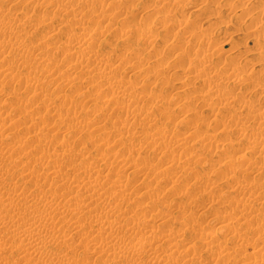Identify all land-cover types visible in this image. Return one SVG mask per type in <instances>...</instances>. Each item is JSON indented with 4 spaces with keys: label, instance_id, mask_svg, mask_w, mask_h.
<instances>
[{
    "label": "bare ground",
    "instance_id": "bare-ground-1",
    "mask_svg": "<svg viewBox=\"0 0 264 264\" xmlns=\"http://www.w3.org/2000/svg\"><path fill=\"white\" fill-rule=\"evenodd\" d=\"M69 1L71 0H12L11 7L23 3V6L14 12L3 8L0 4V264H85L83 261L88 257L85 258L84 254L83 258L85 259L79 255L76 256V251L79 249L80 252L85 253L84 246L86 245L85 248L88 245L91 247L92 244L93 252L97 251L101 255L100 257H110L108 259L113 261L112 264H118L121 258L126 259L128 252L131 251L126 252L120 248L123 244L121 243L119 246L118 243L124 234L120 233L121 237L116 236L117 234L114 235L115 231L127 232L129 235L128 231L139 230L141 236L146 235L148 227L143 226V223H145L144 220H147L144 218L142 221V218L151 215L146 213L149 209L147 207L149 201H147V206L146 204L143 206V197H141L143 203L141 209L136 208L139 205L138 200L135 202L138 204L136 207L134 206L135 209H130L133 215H127V211L124 212V208H121L124 199L126 201L127 198L132 197L130 196L132 190L130 191L127 186L128 181H121V183L115 176L120 175L121 168L128 167L132 168L134 174H142V178L136 180L139 182L135 184V187H140L138 191L145 199L151 198L155 194V188L151 186L152 183L161 187L162 184L165 185L164 187L169 184L170 187L167 186L169 189L167 188L165 191L168 190L171 195H176L180 187L178 185L181 183L186 186L188 182L189 185H194L207 196L205 199L202 196L201 202L199 200L197 202L198 196H193L196 199L192 197L187 208L188 211L185 209L188 212L185 211L187 215L185 214V216L182 212L188 223L182 222L181 218L179 219L180 223L176 222L177 224H175L173 220L170 223L166 220L168 217L165 218L167 215L165 211L166 215L163 217L157 215L156 211L154 213L156 216L153 217L154 221L162 223L165 218L166 223H162L164 224L162 226L169 227L170 225V228L165 229L164 234L161 233L162 236L153 234L150 237L149 233L143 238L137 237L138 245L129 247L130 250H132L131 247L133 248L131 253L137 255L144 251L145 255L149 249H157L158 246H153L154 243L158 242L162 248V243H166V241L171 243L180 235L178 240L173 241L172 244L168 243L170 244L168 251L171 254L179 253L185 264H195V258L200 256L199 253L202 251L200 248L198 249L200 251H196L198 247L207 252L215 251L213 256H209L205 252L208 258L201 264H263L264 178L262 177L263 179L257 182L255 177L264 175V110H260L261 106H257L259 109L254 108L256 103L253 101H251L253 105L247 102L250 94L246 100L241 99L242 94L252 91L249 90V87V91L242 92L241 96L238 95L239 93L231 95L228 93L229 90L224 89L225 92L222 89L223 86L220 88L222 81L226 82L220 75L224 74L225 77L227 75L221 70L218 71V68L214 69L216 63L213 62L214 64L210 65L216 52L223 48L218 45L214 46V44L210 46L214 38L212 35L210 37V34L206 35V32L213 24H208L210 25L209 29L203 30V27L199 26L201 29L192 32L193 25L190 28L187 21L183 19L174 18L171 21L165 13L166 15L159 16L154 24L149 25L156 18L153 16L154 18L149 21V17L157 14L158 7H163L165 11L169 9V14H172L177 4L175 0H170L171 2L158 0V6L154 5V9L151 8L153 11L146 14L150 15L149 17L145 16V18L148 17L146 23V20L132 22L129 21L130 19L128 20V16H122L123 8L127 6H122V0H115V2L77 0L82 6L77 14L67 18V22L55 28L52 27L53 29L47 31L48 34L45 32L36 37L37 39H32L38 30L51 24L54 20L52 15L47 16L48 18L37 16L40 5L42 3L47 7L55 5L56 9L68 12L73 9L71 5L67 4ZM202 1L205 2V0ZM202 1L201 4H203ZM136 2L138 3V0ZM148 2L154 4L151 0ZM129 6L131 9V4ZM155 6H157L156 9ZM241 6L239 7L242 8ZM108 7L117 9V13H113V10L107 9ZM145 7L141 9L145 10ZM198 7L196 10L201 8ZM161 8L160 10L164 13V9ZM106 9L111 13L108 14ZM258 10L257 12H259ZM106 11L107 13H105ZM257 12L254 14L257 20L264 17V8H261L259 13ZM209 14L211 13L209 12ZM173 15L175 16V13ZM213 15H216V12ZM252 18L251 23L254 22ZM85 19L87 20L85 21ZM195 20L190 22L194 24ZM262 22L264 21L261 20ZM199 23L198 25H200ZM255 23L252 24L255 26ZM101 24L104 25L100 26ZM157 24L161 25L165 32L162 36L158 33V29L157 32L153 29ZM169 26L170 30H168ZM215 26L220 27L221 25L216 23ZM194 27L198 28L197 24ZM193 29L195 30V28ZM172 31L173 34L171 33L172 36H170L172 41L170 40L171 44L169 45L166 41H169L168 35ZM220 31L217 34H220ZM62 32L65 33L64 38L61 36ZM185 32H190L187 40L184 37ZM214 32L216 31L212 33L214 34ZM96 33L99 35L96 36ZM106 35L115 37L114 40L117 41L114 43L115 45H119L118 42H120L127 48L124 50L121 48L123 51L120 52V48L114 46L107 52L108 56H103L101 53L99 56L95 48H98V44L100 45L99 42L102 40L100 38ZM54 37H57L55 39L57 41H52ZM159 40L165 41L169 45H165L167 46L166 50L156 49ZM191 40L197 42V44L195 42L196 47H191L190 43H193V41L190 42ZM33 41L35 43H32ZM219 44L221 45V42ZM131 45L133 46L130 47ZM157 45L159 46V44ZM208 45L209 47L214 46V48H207ZM258 47L256 46L257 50ZM152 50L154 52H151ZM150 52L151 55H149ZM231 52L235 53V51ZM263 52L260 50V55ZM170 53L172 61L165 62L167 54ZM153 56H155L154 59ZM261 57L263 58V55ZM232 61H234V57ZM258 61L264 63L261 59ZM257 63L259 64V62ZM251 65L249 71L246 70V72L244 71L247 69L246 66L238 70L234 68L235 66L229 65L231 71L229 70L228 75L230 76L224 78L230 77L234 81L231 83L238 85L241 90L242 86L252 84L250 85L251 89L256 92L261 89L260 94L264 95V83H262L263 88L259 87V83L263 81L259 83L255 81L262 71L259 74L254 73ZM120 66L131 67L130 75L137 78V80L134 79L136 82L128 79L124 84H120V79L116 75V67ZM237 66L239 67V64ZM177 67L184 69L182 76L175 77L179 80L178 82L176 80L177 85L183 84L176 88V92L174 91L176 98L179 97L173 101L174 105L178 104L176 106V109H179L178 115L175 113L176 110L172 112L167 110L170 107L169 104H167L169 105L167 109L164 108L166 107L165 102L169 99L166 101L164 95L152 92V90L146 92L148 88L143 89V85L139 82L143 81L142 83L146 84L148 80H151L150 84L153 83L154 87L158 85L164 90L163 88L168 86L165 83L169 81L165 79L164 82V77L170 75L167 73ZM66 71H72L71 73L74 75L71 76ZM253 73L254 76L257 74L256 79L253 76L255 80H251ZM190 78L194 81L197 80L198 84L191 86V83L187 84L186 81ZM84 83L86 84L84 85ZM6 85H9L7 92ZM186 89L190 90L189 95L192 92V96H188L189 98L182 97L186 93ZM164 91L166 92V90ZM23 93H27L29 98L24 99L21 95ZM2 95L3 97H1ZM169 95L167 96L169 97ZM174 97L172 98L174 99ZM196 103L201 104L202 109L203 106L208 110L209 108H218H215L217 111L212 109V111H216L212 114L214 123L209 121L211 124H208L206 120L207 123L203 122L202 115L196 110L197 108L192 107V104ZM171 106H173L172 103ZM86 110H89V113H86ZM119 112L124 113V116L118 114ZM160 113L164 116L163 121L166 120L169 124L171 122L173 126H169L166 121L163 123L164 126H158L156 120ZM48 114L53 118L51 122L53 125L64 128L63 134L55 142H52L51 135L43 132V128L48 124L44 117ZM112 114L113 117H111ZM89 124L92 126L87 131ZM31 128L32 130H30ZM24 129L26 130L24 131L25 135H20L19 131ZM28 140L29 142H27ZM203 168L207 169L205 171L207 173H201ZM247 173H254V176L243 178V175ZM112 174H116L114 178L111 177ZM259 177L258 179H260ZM185 186L184 188H186ZM198 189L196 190L198 191ZM161 190L163 191V187ZM189 191L187 192L189 193ZM159 192L156 193L162 194ZM194 193L197 194L196 191ZM152 199L155 201V198ZM186 199L188 198L186 197ZM127 201L129 200L127 199ZM161 204L163 203L161 202ZM214 204H218V206L214 208ZM155 206L156 204L153 205V207ZM179 207L178 209H180ZM210 207L213 209V213L209 212L210 215L216 217L211 222L212 226L215 225L213 230L201 225L205 223L202 218H207L205 211ZM137 211L145 216L142 217ZM158 213L162 214L163 212L158 211ZM134 214L140 215L141 220L137 219L135 217L137 215ZM172 215L169 217L171 218ZM183 216L181 215V217ZM175 217L173 218L175 219ZM199 219L203 222L200 221V223ZM149 220L151 222L152 219ZM138 224H143L142 226L145 228H138ZM152 224L154 225V223ZM155 225L152 230H155ZM157 228L159 229V227ZM163 229L161 228V231ZM183 230L189 232V240L186 242L194 241V243L186 244L184 240L187 237L183 238L185 233ZM90 233H93L94 237L89 238ZM128 235L125 234V236ZM229 243L232 245L229 246ZM125 244L128 245L127 242ZM155 252L157 254V251ZM153 253L150 254V259ZM157 255L155 256L157 257ZM75 256L76 258H74ZM186 256L190 257L186 258ZM107 257H105V261L108 260ZM165 258L167 259L168 256L166 255L163 259ZM128 259L127 261H129ZM155 260L157 264L160 263L158 257ZM110 261H108L109 264ZM146 261L148 260L146 259ZM166 263L175 264L176 262L166 261Z\"/></svg>",
    "mask_w": 264,
    "mask_h": 264
},
{
    "label": "rangeland",
    "instance_id": "rangeland-1",
    "mask_svg": "<svg viewBox=\"0 0 264 264\" xmlns=\"http://www.w3.org/2000/svg\"><path fill=\"white\" fill-rule=\"evenodd\" d=\"M11 1L12 0H2L1 2H2V7L3 8H8V10H10L11 12H14L15 10H17V9H19V8H21L22 6H23V3H19L17 6H14V7H11L10 6V4H11ZM110 2L111 1H113V2H115V0H109ZM117 1V0H116ZM119 1V0H118ZM127 1V2H126ZM137 0H134V1H130V0H122V6L123 5H127L126 6V8L131 4V6L132 7H135V8H133L132 9V7H131V9H130V6L128 7V10L126 9V8H123L124 9V11H123V13H122V16H128V20L129 21H134V20H136V21H134V22H139V21H137V20H140V22L141 21H143L144 22V20H146V18H148L150 15H146V14H148V12L149 11H153L152 9H154V5H157L158 6V0L156 1V0H151V1H153L154 2V4H150V2H148V1H150V0H138V3L136 2ZM141 1V2H140ZM170 1V0H169ZM175 1H177V4H176V7H175V10H177V11H172L171 13L172 14H169V12H168V10L169 9H167L166 11H165V9L162 7H158L159 9L157 10L156 8H157V6H155V9H156V12H157V14L155 13V14H153L151 17H149L150 19H149V21H151V18L153 19L154 17H156L154 20H153V23H152V21L149 23V25H151V24H154V21H156L157 20V18L159 17V16H162L163 14L164 15H166L167 14V16L171 19V21L172 20H174V18H177V19H179V20H181V19H183V20H185V21H187V23L189 24L188 26L191 28V26L193 27V28H195V30L193 29V28H191L192 29V32L194 31V32H196V29H197V31L199 30V29H201L202 27H203V30H206L205 28H207V29H209L208 28V26L210 27V25L211 24H213V25H211V27L213 28H215L216 26V23H217V25H221L220 27L219 26H217L215 29L213 28H211L210 27V29L211 30H213V31H216V32H214V34L212 33L213 31H211L210 29V31L209 30H207V34L206 35H209L210 37H211V35H212V37L215 39H212L213 40V42H211L209 45L210 46H212L213 44H214V46L215 45H218V46H220V48H221V46L223 47V48H221V49H219V51H217L216 52V55H214L213 56V59H212V61H211V63H210V65L212 64H214V63H216L215 64V66H214V69L215 70H217V68H218V71H220L221 70V72L222 73H225L226 75H227V77L228 76H230V75H228V72H229V70L231 71V69H230V66H235V64L237 63V65L239 64V67L236 65L234 68H237L238 70H239V68H243L244 66H246L245 68H247V69H244V71L246 72V70H248L249 71V66L253 63V64H255L256 63V65H251V67L253 68V70H254V73L255 72H257V74H259L261 71V75L259 74L257 77H258V79H256V75L254 76V73L252 74V76H251V80H255V81H258V83L259 82H261V81H263V82H261V83H259L260 85H259V87L261 86V88H263V86H264V84H263V86H262V83H264V78H262V77H264V63H262V62H260V61H258V60H260L261 59V61L263 60V62H264V52L260 55V50H261V52L262 51H264V22H262L261 23V20L262 21H264V17H260L258 20L255 18V13L257 12V10L260 12V9L262 8H264L263 6H264V0H234V1H236V2H234L233 0H220V2H219V0H205V2H203L202 0H175ZM202 1V3L204 4V6H203V4H201L200 2ZM206 1H208V2H206ZM218 1V2H217ZM247 2V4H246V2ZM148 2V3H147ZM152 2V3H153ZM156 2V3H155ZM171 2V1H170ZM178 2H179V4H178ZM212 2H215V3H212ZM244 2V4H242V3ZM254 2H256V3H254ZM258 2V3H257ZM125 3H127V4H125ZM134 3H135V5H134ZM147 3V4H146ZM209 3V4H208ZM262 5H261V4ZM4 4V5H3ZM67 4H69V5H71L72 7H73V9L72 10H70V11H68V12H65L63 9H56L55 8V5H52V6H50V7H47L46 5H44V3H42V5H40V7L38 8V10H37V13H38V15L37 16H39V18H48L47 16H54L53 18H54V20L52 21V23L51 24H49V25H45L43 28H41L40 30H38L37 32H36V34H34V36H32V37H34V38H32V39H37L36 37H39V35H41V34H44L45 32L47 33V31H49V30H51V29H53V28H55V27H57V26H59L60 24H62V23H64V22H67V18H69V17H71V16H73V15H75V14H77V11L80 9V8H82V6H81V3H78V1L77 0H71V1H69ZM129 4V5H128ZM198 4V5H197ZM199 4H201V5H199ZM215 4V5H214ZM217 4H218V6H217ZM247 6H246V5ZM251 4H253L254 6H256L257 8H255L254 6H252ZM260 6H262V7H260ZM134 5V6H133ZM142 5V6H141ZM145 5H146V7H145ZM148 5H150V6H148ZM213 5V6H212ZM242 5V6H241ZM258 5V6H257ZM124 6V7H125ZM139 6V7H138ZM201 7L200 9H198V10H196V7ZM207 6V7H206ZM239 6H241L242 8H240ZM244 6V7H243ZM250 6H251V8H250ZM75 7V8H74ZM143 7H145L146 9L145 10H147V11H145L144 9H141V8H143ZM198 7V8H199ZM205 7V8H204ZM240 9H239V8ZM247 9H246V8ZM255 9H254V8ZM150 8V9H149ZM152 8V9H151ZM160 8L161 9H164V13H163V11L162 10H160ZM244 8V9H243ZM250 8V9H249ZM107 9H110L113 13L115 12V13H117V9H112V8H107ZM106 9V10H107ZM130 9V10H129ZM211 9V10H210ZM213 9H217V10H213ZM252 9H254V10H252ZM117 10V11H116ZM126 10V11H125ZM140 10H141V12H140ZM195 10V11H194ZM201 10H202V12H201ZM214 11V13H213V11ZM220 10V11H219ZM243 10V11H242ZM245 10V11H244ZM246 10H247V12H246ZM249 10V11H248ZM39 11V12H38ZM108 11V10H107ZM107 11L105 12V13H107ZM111 11H110V13H111ZM160 13H159V12ZM207 11V12H206ZM218 11V12H217ZM253 13H252V12ZM134 12V13H133ZM137 12V13H136ZM145 14H144V13ZM161 12H162V14H161ZM198 12V13H197ZM209 12L211 13V14H209ZM215 12H216V15H213V14H215ZM221 12V13H220ZM246 12V13H245ZM249 12H250V14H249ZM255 12V13H254ZM259 12H257V13H259ZM109 13V11H108V14H110ZM127 15H126V14ZM141 13H142V16H141ZM166 13V14H165ZM175 13V16L173 15ZM197 13V14H196ZM206 13H207V15H206ZM247 15H245V14ZM131 14V15H130ZM169 14V15H168ZM253 14V15H252ZM59 15V16H58ZM138 15V16H137ZM158 15V16H157ZM172 15H173V17H172ZM197 15V16H196ZM221 15V16H220ZM243 15V16H242ZM41 16V17H40ZM121 16V17H122ZM131 16V17H130ZM135 16H137V17H135ZM145 16H148V17H146L145 18ZM154 16V17H153ZM207 16V17H206ZM210 16H213V17H210ZM245 16V17H244ZM254 16V17H253ZM77 17H78V15H77ZM130 17V18H129ZM173 19H172V18ZM196 17V18H195ZM216 17V18H215ZM220 17V18H219ZM243 17V18H242ZM248 17H249V19H248ZM253 17V18H252ZM133 18V19H132ZM136 18V19H135ZM198 18V19H197ZM205 18V19H204ZM208 18H210V19H207ZM251 18H252V20H254V22L252 21V23L254 24L256 21H257V23H255V26L251 23ZM262 18V19H261ZM194 19H196L195 20V22H193L194 24H192L190 21H194ZM230 19V20H229ZM256 19V20H255ZM87 19H85V21H86ZM148 20V19H147ZM147 20L145 21V23L147 22ZM176 20V19H175ZM182 20V21H183ZM189 20V21H188ZM204 20V21H203ZM206 20V21H205ZM223 20H224V23H226L227 22V24H225L224 25V23H222L223 22ZM227 20V21H226ZM246 22H245V21ZM112 21H115V20H112ZM148 21V22H149ZM184 21V22H185ZM200 24V25H198V23ZM226 21V22H225ZM190 22V23H189ZM214 22V23H213ZM216 22V23H215ZM240 22V23H239ZM203 23V24H202ZM220 23H222V24H220ZM248 23V24H247ZM253 25H251V24ZM258 23H259V25H258ZM191 24V25H190ZM197 24V27L198 28H196V27H194L195 25ZM208 24H210V25H208ZM262 26H261V25ZM93 25H99V24H93ZM102 25H104V24H101L100 26H102ZM223 25H224V27H223ZM231 25V26H230ZM250 25V26H249ZM259 27H258V26ZM90 26H92V24H90ZM199 26H201V28L199 27ZM260 26H261V29H260ZM53 27V28H52ZM227 27V28H226ZM235 27H237V28H235ZM255 27V28H254ZM219 28V29H218ZM239 28V29H238ZM154 31L156 30V32H157V29H158V33H160L161 34V36L165 33V32H163V30H162V28H161V25L159 26V24H157L154 28ZM171 28H170V26L168 27V30H170ZM191 29H189V30H191ZM218 29V30H217ZM253 29V30H252ZM262 29H263V31H262ZM160 30V31H159ZM221 30V31H220ZM225 30V31H224ZM239 30V31H238ZM208 31H209V33H208ZM219 31H220V34H217V33H219ZM235 31V32H234ZM237 31V32H236ZM211 32V33H210ZM49 33V32H48ZM47 33V34H48ZM171 33L173 34V31L172 32H170V35H168V39H169V41H166L169 45L171 44V41H172V37H170V36H172L171 35ZM187 33L188 32H185L184 33V37H185V39L187 40V39H189L188 37H189V35H190V32L188 33V35H187ZM226 33V37L224 36V34ZM256 33H258V34H256ZM169 34V33H168ZM186 34V35H185ZM260 34V35H259ZM99 35V33H96V36H98ZM256 35H257V39H256ZM263 35V36H262ZM62 38H64V36H65V33H63L62 32ZM222 36V37H221ZM254 36H255V38H254ZM59 37V36H58ZM114 36H111V35H106V36H104V37H101L100 39H102L101 40V42H99L100 43V45L98 44L97 46H98V48H95V49H97V51H98V53H99V56H101V55H103V56H108V53L107 52H109V50H110V48L111 47H114V46H118V48H120V52H122L125 48H127V47H125L124 46V44L122 45V43H120V42H118V44L119 45H115L114 43H117V41L116 40H114L115 39V37L113 38ZM224 37H225V39H224ZM260 37V38H259ZM171 38V39H170ZM230 38V39H229ZM55 39H57V37L55 38L54 37V39H52V41L54 40V41H57V40H55ZM100 39H99V41H100ZM221 39V40H220ZM171 40V41H170ZM230 40V41H229ZM32 41V40H31ZM107 41V42H106ZM116 41V42H115ZM193 41V43H190V42H192ZM221 42V45L219 44L220 42ZM228 41V42H227ZM257 41H259V42H257ZM165 41H160L159 40V43H157V44H159V46L156 44V49H159L160 51H163V50H166V48H167V46H169L167 43H166ZM189 43H190V45H191V47H196V44H197V42H196V44H195V42H194V40H191ZM216 42V43H215ZM258 44H257V43ZM32 43H35L34 41L32 42ZM107 43V44H106ZM163 43V44H162ZM166 43V44H165ZM255 43H256V46L258 47V46H262V47H258V50H257V48H256V46H255ZM195 44V45H194ZM235 44H237V45H235ZM263 44V45H262ZM113 45V46H112ZM165 45H167V46H165ZM209 45H208V47L207 48H211V49H213L214 48V46L213 47H209ZM124 46V47H123ZM133 45H131L130 47H132ZM163 46H164V49H163ZM232 46H234V47H232ZM236 46V47H235ZM166 47V48H165ZM193 47V48H194ZM232 47V48H231ZM121 48H123V50L121 49ZM145 48V47H144ZM162 48V49H161ZM205 48V47H204ZM235 48V49H234ZM260 48H263V49H260ZM143 49V48H142ZM233 49V50H232ZM260 49V50H259ZM122 50V51H121ZM254 50H256V51H254ZM231 51H235V53L233 52H231ZM151 52H154L153 50L151 51ZM151 52H150V54L149 55H151ZM254 52H256V53H254ZM97 53V54H98ZM100 53H101V55H100ZM103 53H106V54H103ZM237 53V54H236ZM244 53V54H243ZM230 54V55H229ZM234 54H235V56H234ZM171 53L168 55L167 54V57H166V60L167 61H165V62H171L172 61V57H171ZM232 55H233V57H234V61H232L233 60V57H232ZM237 55H238V57H237ZM241 55V56H240ZM257 55H258V57H257ZM260 55V56H259ZM263 55V58L261 57ZM223 57H226V58H224L223 59ZM227 57H228V59H227ZM232 57V58H231ZM259 57H261V58H259ZM155 58V56H153V59ZM168 58H171V59H169L168 60ZM223 60H222V59ZM238 58V59H237ZM247 58V59H246ZM228 60V61H226V60ZM230 59H232V60H230ZM219 60H220V62H222V63H220L219 62ZM247 60V62H245ZM90 61H92V60H90ZM90 61H89V63H90ZM223 61H224V64H223ZM229 61H231L230 63H229ZM237 61V62H236ZM241 61H242V63H241ZM252 63H251V62ZM214 62V63H213ZM229 63V65H228V63ZM234 62V63H233ZM236 62V63H235ZM240 62V63H239ZM246 63V65H245V63ZM257 62H259V64L257 63ZM217 63H219V64H217ZM244 63V64H243ZM262 63V64H261ZM234 64V65H233ZM242 66H241V65ZM248 64V65H247ZM260 64H261V66H260ZM211 65V66H212ZM220 65V66H219ZM263 65V66H262ZM224 66V67H223ZM226 66V67H225ZM256 66V67H255ZM229 67V68H228ZM151 68H153V67H151ZM151 68H150V70H151ZM179 68V69H178ZM212 69H213V67H211ZM220 68V69H219ZM175 69V70H174ZM174 69H172L171 71H170V73L168 72L167 74H170V75H166V78L164 77V79H163V81L165 82V79L166 80H169L167 83H165L166 85H168L167 87L165 86V84H164V88H163V85H162V88L164 89V90H166V92L164 91V90H162L158 85L157 86H155L154 87V84L153 83H151L150 84V82H151V80H148L147 82H146V84L144 83H142L143 81H139L142 85V88L143 89H149V88H151L150 90H146V92H148V91H151L152 90V92H156V93H161V95L163 96L164 95V97H166L165 98V100L166 99H169L167 102H165V106L166 107H164L165 109H167V107L170 105V107H168V109L167 110H170L171 112L172 111H174V110H176V115H178V113L177 112H179V109H176V106L178 105V104H176V105H174L173 103V101L175 100H177L178 98H176V95H175V93H174V91L176 92V88H178V87H180V86H183V84L182 85H177L176 84V80H177V82L179 81L178 80V78L176 79L175 77H180V76H182L183 74V72H182V70H184V69H180V67H177V68H174ZM222 69H224V70H222ZM225 69H227L228 71H226ZM33 70V69H32ZM32 70H30V71H32ZM72 70V69H71ZM181 70V71H180ZM29 71V72H30ZM173 71H175L174 73H173ZM226 71V72H225ZM243 71V72H244ZM247 71V72H248ZM27 72H28V70H27ZM33 72V71H32ZM68 74H70L71 76H73L74 75V73H71V72H69V71H66ZM179 72V73H178ZM221 72H219L220 74H221ZM132 73V69H131V67H122V66H120V67H116V75H118V78L120 79L119 80V83L120 84H124L125 83V81L126 80H128V79H131V80H137V78H135L134 76H131L130 74ZM33 74H34V72H33ZM172 74V75H171ZM182 74V75H181ZM180 75V76H179ZM130 78H129V77ZM221 76V78L223 79V80H226V82H224V81H222V85L220 84V88L222 87V89L224 90V89H226V90H229L230 92H228L229 94L231 93V95L233 94V95H236V94H238V95H240V94H242V92L244 93L245 91L247 92V91H249V90H252V91H250V92H248L247 94L246 93H244V94H246V95H244V94H242L243 96L241 97V99H245L246 100V98H247V96H248V94H250L249 96H248V99H247V102L249 103L250 102V104H252L253 105V103L251 102V101H253L254 103H256V104H254L255 106H254V108H257V109H259V107H260V110H264V95H262V93L260 94V92H262V90L261 89H258V91L256 92L254 89H251V86L250 85H252V84H248V85H246V86H242L241 88H242V90L241 89H239L238 88V85H235V84H233L234 83V81H232L231 80V78L229 77L228 79H225V78H227V77H225V75L224 74H222V75H220ZM240 76V75H239ZM255 77V79H254V77ZM225 77V78H224ZM253 77V78H252ZM261 77V79L259 80V78ZM139 78V77H138ZM134 80V81H135ZM230 80V81H229ZM191 81V82H190ZM231 81L233 82V83H231ZM136 82V81H135ZM187 84H189V83H191L190 84V86L191 85H195V84H198V82H197V80H195L194 81V79H192V78H190V80L188 79L187 81ZM230 82V83H229ZM194 83V84H193ZM86 83H84V85H85ZM150 84V85H149ZM226 85V86H225ZM241 85V84H240ZM140 86V87H141ZM150 86V87H149ZM189 86V85H188ZM157 87V88H156ZM226 87V88H225ZM246 87V88H245ZM248 87H249V90H248ZM5 88H6V92H7V90L9 89V85H6L5 86ZM191 88V87H190ZM237 90H236V89ZM59 89V88H58ZM160 89V90H159ZM221 89V90H222ZM233 89H235V90H233ZM247 89V90H246ZM222 90V91H223ZM226 90H224L225 92H226ZM232 90H233V93H232ZM241 92H240V91ZM68 91H71V89H68ZM161 91V92H160ZM235 91H237L236 93H234ZM189 92H190V90H187L186 89V93L182 96V97H184V98H189V97H191L192 96V92H191V96L189 95ZM173 95V96H171L170 97V95H169V97L167 96V95ZM252 94V95H251ZM22 95V97L24 98V99H27V98H29V96H28V94L27 93H23V94H21ZM175 96V97H174ZM189 96V97H188ZM241 96V95H240ZM1 97H3V95L1 96ZM172 97H174V99L172 98ZM181 97V98H182ZM245 97V98H244ZM260 97V98H259ZM250 98V99H249ZM171 99H172V101H171ZM252 99H255V100H252ZM3 100V99H2ZM171 103H172V105L173 106H171ZM90 104H92V103H90ZM167 104H169V105H167ZM258 104V105H257ZM196 105V106H195ZM195 105H193L192 104V107H194L196 110H198V112H199V114L200 115H202V117H201V119L203 120V122L206 120L207 122H208V124L210 123L209 121H211V123H214V116H213V118H212V114H213V112H216L217 110L216 109H218V108H212V109H214V110H216V111H212V109L211 108H209V110H208V108H206L205 109V106H203V109H202V106H201V104H198V103H196ZM92 106V105H91ZM190 106V105H189ZM200 106V107H199ZM257 106H259V107H257ZM175 107V108H174ZM263 107V108H262ZM171 108H174V109H172L171 110ZM262 108V109H261ZM232 109V108H231ZM230 109V110H231ZM163 111V110H162ZM200 111H201V113H200ZM212 112V113H211ZM86 113H89V110H86ZM122 112H119L118 114H120V115H122V116H124V113H122ZM222 113H225V112H222ZM111 114V113H110ZM115 114V113H114ZM180 114V113H179ZM204 114V115H203ZM160 116V118L158 117L157 118V120H156V124L159 126H162L163 125V123L166 121H163V119H164V116L160 113L159 114ZM175 115V116H176ZM209 115V116H208ZM210 115H211V117H210ZM117 116H119V115H117ZM111 117H113V114L111 115ZM163 117V118H162ZM209 117V118H208ZM209 120H208V119ZM44 119L47 121V125L43 128V132L44 133H46V134H48V135H51V140H52V142H55L56 140H57V138L59 137V136H61L62 134H63V132H64V128H59L57 125H53V123H51L52 122V116L51 115H45V117H44ZM159 119V120H158ZM161 119V120H160ZM200 119V120H201ZM213 119V120H212ZM39 121L41 122L42 121V118L41 119H39ZM205 121V122H206ZM161 122H162V124H161ZM168 121H166V123H167ZM206 122V123H207ZM205 123V124H206ZM210 123V124H211ZM168 124H169V122H168ZM165 125V124H164ZM163 125V126H164ZM89 126V128L87 129V131H89L90 129H91V126H92V124H89L88 125ZM169 126H173V123H171L170 122V124H169ZM30 130H32V128L30 129ZM22 131V132H21ZM21 131H19L20 133V135H25L24 134V131H26L25 129L24 130H21ZM212 133H213V131H212ZM214 133H216V131H214ZM238 139H240V138H237V140ZM234 141H235V139H234ZM240 141H242L241 139H240ZM27 142H29V140L27 141ZM204 170V171H203ZM205 171H207V169H205V168H203L202 170H201V173H207V172H205ZM119 173H120V175L119 176H117L116 174V176L115 175H111V177L113 176V178H114V176H115V178L119 181V182H125V181H128L129 182V184H127V186H128V188L130 189V191L132 190V193H130L131 195L130 196H132V197H130V198H127L129 201H127V199H126V201H125V199H124V203L121 205V208L123 209V211L124 212H126L127 211V215H130V214H132V211L131 210H133V208H134V206L136 207L138 204V206L136 207L137 209H141V206L143 205V203L141 202V197H143V199H142V201H144V205L143 206H145V204H146V206H147V201H149V204H148V206L147 207H149V209L147 210L148 212L150 211V209L153 207V205H155L156 204V206L155 207H153L152 208V212L150 211L149 213L148 212H146L148 215L149 214H151V215H149V216H152V217H149V216H147L146 215V217L148 218H146V217H143V216H145V215H143V214H141V212H138V214L140 213V215L143 217H141L140 215H138V214H134V215H137V216H135L137 219H139V220H141V218H142V221L144 220V218L147 220V221H145L144 220V222L145 223H143L142 225L143 226H145V227H148V228H146V232H148L147 234H149L150 233V237H152V235L153 234H156V236H162L163 234H164V231H165V229H169L170 228V225L168 224V222H170V223H172L173 221L175 222V224H177V223H180L181 221L182 222H186L185 221V216L187 215V211H188V205L190 204V202H191V199H192V197L194 196V197H196V196H198L197 197V202H198V200H199V202H201L203 199H205V197L207 198V196H206V194H204V192H200L199 191V189L197 188V187H195L194 185L192 186V185H189V183L187 182V184H186V186L185 185H183V184H179L178 185V187H179V190H178V193L176 194V195H171V193L170 192H168V190H166L165 191V189H167L168 187L167 186H169V184L166 186V187H164L165 185H163L162 184V187H163V191L161 190L162 189V187L160 186V185H154L153 183H152V187L153 188H155L154 189V193L156 194H153V196L151 197V198H147V199H145L144 198V196H141L140 195V192L138 191L139 190V188L140 187H135V184H137L139 181H136L137 179H139V178H142V174H134L133 172H132V168H130V167H128V168H121L120 169V171H119ZM127 174H128V177H127ZM252 177V176H254V173H250V174H244L243 175V178H247V177ZM260 175H258L257 177H255L256 178V181L258 182V181H261L263 178H264V175H261L260 177H259ZM258 177L260 178V179H258ZM263 177V178H262ZM258 179V180H257ZM121 182V183H122ZM153 182V181H152ZM190 184H192V183H190ZM182 185V186H181ZM155 186H157V187H155ZM184 186L186 187V188H184ZM191 187V188H188V187ZM170 187V186H169ZM184 188V189H183ZM194 189V191H193V189ZM161 190L160 192L162 193V194H158V193H156V192H159V190ZM169 189V188H168ZM182 189V190H181ZM187 189V190H186ZM192 189V190H191ZM196 189H198V191L196 190ZM190 190V191H189ZM184 191V192H183ZM187 191H189V193L187 192V194H185ZM196 191V193L197 194H195L194 192ZM138 192V193H137ZM159 192V193H160ZM191 192V193H190ZM181 193V194H180ZM183 193V194H182ZM194 195H193V194ZM202 193V194H201ZM179 194H180V197H178L179 196ZM191 196V198H189L190 196ZM199 194V195H198ZM134 195V196H133ZM188 195V196H187ZM173 196V197H172ZM183 196V197H182ZM185 196V197H184ZM202 196H203V199H202ZM133 197H134V199H133ZM158 197H160V198H158ZM175 197V198H174ZM182 197V198H181ZM186 197L188 198V199H186ZM193 197V198H194ZM199 197H201V198H199ZM152 198H155V201L152 199ZM156 198H157V200H156ZM171 198H173V199H171ZM150 199V200H149ZM176 199V200H175ZM183 201H182V200ZM190 199V200H189ZM194 199H196V198H194ZM131 200V201H130ZM139 202H138V201ZM170 200H171V202H170ZM167 201H169V202H167ZM184 202V203H182V202ZM129 202H130V204H129ZM132 202V203H131ZM135 202H138V204L137 203H135ZM155 202V203H154ZM161 202L163 203V204H161ZM174 202V203H173ZM196 202V201H195ZM195 202H194V204H195ZM125 203H127L126 205H124ZM135 203V204H134ZM154 203V204H153ZM164 203H166V204H164ZM169 203V204H168ZM141 204V205H140ZM153 204V205H152ZM172 204V205H171ZM180 204V205H179ZM159 205V206H158ZM131 206H133L132 208H131ZM150 206H152L151 208H150ZM170 208H169V207ZM175 206H177V207H175ZM180 206V207H179ZM182 206V207H181ZM187 206V207H186ZM218 206V204H214V208H216ZM130 207V208H129ZM138 207H140V208H138ZM157 207V208H156ZM161 207H162V209H161ZM169 209H168V208ZM178 207L180 208V209H178ZM143 208V207H142ZM155 208V209H154ZM173 208H175V210H173ZM125 209H127V210H125ZM131 209V210H130ZM135 209V208H134ZM157 209V210H156ZM159 209V210H158ZM161 209V210H160ZM178 209V210H177ZM187 211H186V210ZM155 210V211H154ZM169 210H171V211H169ZM184 210V211H183ZM157 211V212H156ZM158 211H162L163 213L161 214V213H158ZM166 212V214L168 215H166L165 214V212ZM169 211V212H168ZM180 211V212H179ZM185 211L187 212V213H185ZM213 211V209L210 207V208H208L206 211H205V215H206V217L209 219H205V218H202V219H204V221H205V223H202L201 225L203 226V227H207V229H209V230H213L214 228H215V225L214 226H212V224L213 223H211L212 222V220H213V218H216L214 215H210L211 213H213L212 212ZM128 212H129V214H128ZM156 212V214L157 215H162V217L163 216H165V218L166 217H168V218H166V220L168 221L167 222V224L169 225V227L167 226H164V227H166V228H164L162 225H164L166 222V220H165V218H164V221L162 222V223H164V224H162V223H160V222H157V221H154V218L153 217H155L156 216V214H154ZM172 212V213H171ZM174 212V213H173ZM179 212V213H178ZM182 212H184V215L185 216H183V213ZM208 212V213H207ZM209 212H211V213H209ZM134 213V212H133ZM142 213H144V212H142ZM146 213H144V214H146ZM169 213V214H168ZM182 213V214H181ZM126 214V213H125ZM153 214V215H152ZM173 214V215H172ZM178 214H180V215H178ZM133 215V214H132ZM170 215H172L171 216V218L169 217ZM177 215V216H176ZM181 215L183 216V217H181ZM139 216V217H138ZM176 216V217H175ZM173 217H175V219L173 218ZM152 219L151 220V222H150V220L149 219ZM181 218V219H180ZM176 219H180L179 221L178 220H176ZM138 220V222H140ZM173 220V221H172ZM207 220V221H206ZM203 222L201 219H199V222ZM149 222V223H148ZM177 222V223H176ZM200 222V223H201ZM152 223H154V225L155 224H157V225H155V230L153 229L152 230V227L154 226ZM160 223V225H158ZM186 223H188V221L186 222ZM206 223H207V225H206ZM208 223H209V226H208ZM210 223H211V226H210ZM146 224V225H145ZM141 224H138V228L140 227H143ZM152 225V226H151ZM145 227H143V228H145ZM157 227H159V229L157 228ZM161 228L163 229L162 231H161ZM88 230V229H87ZM166 230V231H167ZM151 231H153V233H151ZM156 233H155V232ZM161 231V232H160ZM91 232V231H90ZM132 232V233H131ZM145 232V233H146ZM183 232H185L184 233V237L183 238H185V237H187V238H185V242H186V240H189L188 239V236H189V232L187 231V230H183ZM94 233V232H93ZM91 234L90 233V235H89V238L91 237L92 238V236L94 235V234ZM119 233V234H118ZM123 235L124 234V236H125V234L126 235H128L127 234V232L125 233V232H123V231H119V230H116L115 231V233H114V235H116V236H120L121 234ZM128 233H129V235L128 236H120L121 237V241H123V242H121L120 241V243H118L119 244V246H120V244L122 243L123 244V246H120V248L121 249H123L124 251H126V252H128V251H131L132 252V250H133V246H136V245H138V238H139V236H141L140 234H141V232L139 231V230H137V231H128ZM135 233V234H134ZM161 233H163V234H161ZM166 233V232H165ZM146 234V235H147ZM159 234V235H158ZM133 235V236H132ZM134 235H136L135 237H134ZM145 234L143 235V236H146ZM132 236V238L130 239V237ZM143 236H141L142 238H143ZM155 236V235H154ZM94 237V236H93ZM126 237H128V238H126ZM138 237V238H137ZM176 237V236H175ZM175 237H173V238H175ZM180 237V235L178 236V237H176V239L175 240H173V241H176V240H178V238ZM182 237V236H181ZM137 238V239H136ZM74 239V238H73ZM72 239V240H73ZM125 239H127V240H125ZM135 239V240H134ZM159 239H160V237H159ZM159 239H158V241H159ZM172 239V238H171ZM125 240V241H124ZM128 240H130L129 242H128ZM135 241H136V243H135ZM170 241V240H169ZM173 241H171V243L170 242H168V241H166V243H167V245H166V243H162L161 244V246H165L164 248L162 247H160L159 245H158V242H157V244H155L154 243V245L153 246H155V245H157L158 247H157V249L155 248V249H153V250H148V252H145V255H144V251H142L141 253L143 254H141V253H137V255L135 254H133V253H131V252H128L129 254H127V256L129 257V259H128V257L126 256L125 258L126 259H124V258H121L120 259V261L118 262V264L120 263V264H123V263H125V264H137V263H140V264H151V262H154L155 264H157V261L155 260L157 257L160 259V263L158 262V264H165L166 263V261H170V262H176L177 264H185V262H184V259H183V257L179 254V253H176L175 252V254L176 255H180V256H176L175 254H171L170 253V251H168L169 249V246H170V244H172V242ZM125 242H127V244L128 245H126L125 244ZM188 242V241H187ZM186 242V244H191V243H194V241H189L188 243ZM168 243H170V244H168ZM74 244L76 245V242H74ZM85 244V243H84ZM159 244H160V242H159ZM93 245V244H92ZM92 245H91V247L88 245V247H86L85 248V246H84V252L86 253H83V251L82 252H80V250L79 249H77V251H76V256L77 255H79L80 257H84L83 256V254L84 255H86L85 256V258H87V259H85V258H83V259H85L86 260V262H88V263H86L85 262V260L83 261V259H82V261H83V263H85V264H101L100 262H102L103 264H109V262L108 261H110L109 259H110V257H107V256H103V257H100L101 255L97 252V251H94L93 252V250L94 249H92ZM229 246H231L232 245V243H229L228 244ZM130 246H132L131 247V249L132 250H130ZM196 246H197V244H196ZM125 248V249H124ZM127 248V249H126ZM128 248H129V250H128ZM160 248H161V251H160ZM200 248V250H202V251H200V250H198ZM80 249H83V248H80ZM85 249H87V251H85ZM90 249H92V250H90ZM120 249V250H121ZM166 249V250H165ZM158 250H159V252H158ZM163 250V251H162ZM150 251H151V253H153V254H155L156 252L155 251H157V254L158 253H161L160 255H157V254H155V255H157V257L154 255L153 256V254H152V257L154 258H152L151 257V259H150ZM153 251V252H152ZM196 251H200V256L202 257V259H201V257L200 256H197L195 259H196V262H195V259L193 260L194 262H195V264H201L206 258H208V255L210 256V255H214L215 253H213V252H215L214 250L213 251H211L212 252V254H211V252L210 251H204V249H201V247H198L197 249H196ZM82 254H80V253ZM93 252V253H92ZM95 252H97V253H95ZM119 252H121V251H119ZM125 252V253H126ZM163 252V253H162ZM166 252V253H165ZM205 252H207V254L205 253ZM79 253V254H78ZM88 253V254H87ZM148 253V255H149V257H148V255H146ZM164 253H165V255H164ZM169 253V254H168ZM92 254H94L93 256H91ZM138 254H140L139 256H138ZM202 254V255H201ZM168 256V258L165 260V259H163L165 256ZM170 255V256H169ZM174 257H172V256ZM175 255V256H174ZM207 255V256H206ZM76 256L74 257V258H76ZM97 258H96V257ZM134 256H136V257H134ZM143 256V257H142ZM144 256H145V258H144ZM160 256V257H159ZM93 258V261H92V258ZM105 257H107V261H105L106 260V258ZM131 257V258H130ZM137 257H139V258H137ZM149 259H148V258ZM156 257V258H155ZM177 259H176V258ZM180 257V258H179ZM188 257H190V256H186V258H188ZM101 260H99V259ZM133 258H135V259H133ZM141 258V259H140ZM170 258H172L171 260H170ZM204 258V259H203ZM91 259V260H90ZM95 259V260H94ZM127 259L130 261H127ZM131 259V260H130ZM146 259L148 260V261H146ZM105 262H104V261ZM142 260V261H141ZM149 260H151V261H149ZM163 260V261H162ZM165 260V261H164ZM175 260V261H174ZM198 260V261H197ZM98 261H100V262H98ZM126 261V262H125ZM144 261V262H143ZM111 263L110 264H112V260L110 261ZM129 262V263H128ZM162 262V263H161ZM175 263V264H176ZM153 264V263H152ZM166 264H168V263H166ZM264 264V263H263Z\"/></svg>",
    "mask_w": 264,
    "mask_h": 264
}]
</instances>
